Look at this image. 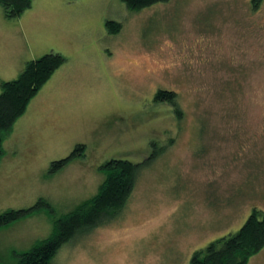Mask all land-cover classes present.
<instances>
[{"label":"rangeland","instance_id":"374dc122","mask_svg":"<svg viewBox=\"0 0 264 264\" xmlns=\"http://www.w3.org/2000/svg\"><path fill=\"white\" fill-rule=\"evenodd\" d=\"M51 52L65 63L3 142L0 212L45 198L67 214L98 192L103 163L141 162L153 141L166 145L119 217L52 264H190L264 210V1L257 11L250 0H170L132 12L123 0H32L13 20L0 6V80ZM159 89L177 93L181 119L154 102ZM78 145L84 155L52 172ZM52 232L46 212L0 229V264ZM248 264H264V248Z\"/></svg>","mask_w":264,"mask_h":264},{"label":"trees","instance_id":"16d2710c","mask_svg":"<svg viewBox=\"0 0 264 264\" xmlns=\"http://www.w3.org/2000/svg\"><path fill=\"white\" fill-rule=\"evenodd\" d=\"M132 12H139L158 3L170 0H123ZM264 0H250L251 9H260ZM0 6L8 19L20 17L32 6V0H0ZM110 33H119L121 24L107 22ZM60 53H47L38 59L28 61L18 78L0 80V158L4 152L3 142L13 129L15 122L26 112L31 100L65 63ZM154 102L170 104L177 116L182 118V109L177 93L159 89ZM202 128V127H201ZM204 127L202 128V130ZM152 142V152L141 162L112 159L100 167L105 175L98 192L80 203L73 211L56 217L55 210L45 198H40L28 208L10 209L0 212V229L31 215L46 212L53 220V232L29 250L17 253L16 264H52L60 249L71 241L93 232L98 227L115 221L124 210L141 173L151 166L165 151ZM84 145H78L73 152L51 165L52 172L69 164L75 157L83 156ZM264 248V210L254 208L242 227L234 234L218 238L204 249L196 251L190 264H248L251 257Z\"/></svg>","mask_w":264,"mask_h":264},{"label":"crops","instance_id":"0c3cea01","mask_svg":"<svg viewBox=\"0 0 264 264\" xmlns=\"http://www.w3.org/2000/svg\"><path fill=\"white\" fill-rule=\"evenodd\" d=\"M26 11H27V10H26ZM22 15H23V14H22ZM22 15H21V16H22ZM21 16H20V17H21ZM20 17H18V18H20ZM18 18H16V19H18ZM11 20H13V19H11ZM57 72H58V70L53 74V76L56 75ZM53 76H52V77H53ZM52 77H51V78H52Z\"/></svg>","mask_w":264,"mask_h":264}]
</instances>
